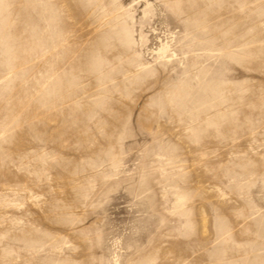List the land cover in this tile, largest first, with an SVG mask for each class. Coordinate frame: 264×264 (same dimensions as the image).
Here are the masks:
<instances>
[{"label": "rangeland", "instance_id": "374dc122", "mask_svg": "<svg viewBox=\"0 0 264 264\" xmlns=\"http://www.w3.org/2000/svg\"><path fill=\"white\" fill-rule=\"evenodd\" d=\"M115 255L264 264V0H0V264Z\"/></svg>", "mask_w": 264, "mask_h": 264}, {"label": "bare ground", "instance_id": "6f19581e", "mask_svg": "<svg viewBox=\"0 0 264 264\" xmlns=\"http://www.w3.org/2000/svg\"><path fill=\"white\" fill-rule=\"evenodd\" d=\"M168 53H169V44L167 43V41H163L162 39H160V44L157 48V54L160 57H165L169 55ZM111 264H121L118 260L117 255H115V257L113 258V262Z\"/></svg>", "mask_w": 264, "mask_h": 264}]
</instances>
